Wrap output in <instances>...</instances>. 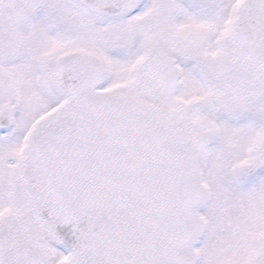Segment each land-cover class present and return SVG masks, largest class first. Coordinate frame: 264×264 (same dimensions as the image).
I'll return each instance as SVG.
<instances>
[{"label": "snow or ice", "instance_id": "obj_1", "mask_svg": "<svg viewBox=\"0 0 264 264\" xmlns=\"http://www.w3.org/2000/svg\"><path fill=\"white\" fill-rule=\"evenodd\" d=\"M0 264H264V0H0Z\"/></svg>", "mask_w": 264, "mask_h": 264}]
</instances>
